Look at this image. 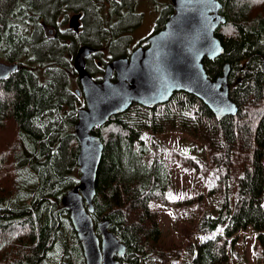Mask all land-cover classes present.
I'll list each match as a JSON object with an SVG mask.
<instances>
[{"label": "trees", "instance_id": "16d2710c", "mask_svg": "<svg viewBox=\"0 0 264 264\" xmlns=\"http://www.w3.org/2000/svg\"><path fill=\"white\" fill-rule=\"evenodd\" d=\"M218 1L226 23L216 36L224 53L204 67L214 80L229 64V98L237 114L218 120L199 99L176 93L152 109L133 105L93 131L104 151L91 217L95 227L107 221L125 245L119 264H147L163 254L151 203L168 199L171 173L144 134L167 128L202 141L209 156L205 169L220 191L215 214L198 203V239L192 234L186 241L188 264H226L236 235L248 227L264 250V9L251 17L246 0ZM143 2L157 15L153 33L161 31L172 14L170 0H0V62L19 66L0 80V132L9 123L16 138L11 162L0 161L6 185L0 190V264H85L61 204L80 178L74 126L83 100L74 93L72 60L78 47L93 48L86 71L99 80L103 68L94 60L129 57ZM74 14L81 15L77 34L66 28ZM177 251L169 250L167 264Z\"/></svg>", "mask_w": 264, "mask_h": 264}, {"label": "water", "instance_id": "95a60500", "mask_svg": "<svg viewBox=\"0 0 264 264\" xmlns=\"http://www.w3.org/2000/svg\"><path fill=\"white\" fill-rule=\"evenodd\" d=\"M172 14L164 28L147 39V48L134 49L129 57L118 58L106 66L100 82L87 73L85 60L95 50L81 46L73 59V68L82 86L86 107L78 111L74 134L79 144L77 166L79 184L61 199L81 246L85 264H119L116 258L126 247L109 231V223L94 226L91 214L96 195L95 183L104 146L93 135L113 116L124 114L133 105L147 109L167 103L174 94L184 93L199 99L218 120L234 117L237 106L229 98V64L222 75L208 78L204 61H214L224 53L216 36L226 23L218 0H170ZM80 14L69 19L75 33ZM43 27L44 24L42 25ZM49 35L53 31L48 32ZM15 71L17 64L0 62V80ZM116 80L113 81V76ZM78 93V92H77Z\"/></svg>", "mask_w": 264, "mask_h": 264}, {"label": "rangeland", "instance_id": "374dc122", "mask_svg": "<svg viewBox=\"0 0 264 264\" xmlns=\"http://www.w3.org/2000/svg\"><path fill=\"white\" fill-rule=\"evenodd\" d=\"M159 5L165 0H154ZM251 5L249 15L258 16L264 9V0H246ZM142 13V23L132 34L133 45L139 43L145 37L154 32V24L157 18L152 4L143 2L138 9ZM4 63V61H1ZM6 63V62H5ZM7 64V63H6ZM11 125L8 123L4 132H0V161L9 159L11 162L13 150L11 143L16 141L12 134ZM147 144L154 155H159L170 169V196L166 201L151 203V208L158 215V223L161 228V248L159 260H153L147 264H167L164 259L170 249L182 248L178 258H174L169 264H188L189 254L186 249V241L196 236L197 222L199 219L198 203H202L205 209L214 214L217 211L220 191H217V183L211 177L208 165L209 156L199 138L178 129H163L161 133L144 134ZM191 161L202 163V168L195 169ZM191 164V165H190ZM5 181L0 179V190L4 191ZM233 192H236V182H232ZM264 208V197H263ZM187 230L184 235V231ZM229 255L226 264H264V250L255 238L252 227L239 232L236 235V244Z\"/></svg>", "mask_w": 264, "mask_h": 264}, {"label": "flooded vegetation", "instance_id": "af4514ba", "mask_svg": "<svg viewBox=\"0 0 264 264\" xmlns=\"http://www.w3.org/2000/svg\"><path fill=\"white\" fill-rule=\"evenodd\" d=\"M71 16H73V15H71ZM71 16H69V17L67 18V21H66V28L69 29V30H71V29L69 28V19H70ZM80 20H81V17H80V19H79V22H80ZM80 25H81V22H80ZM79 29H80V26H79ZM153 30H154V29H153ZM71 31H72L73 33H75L73 30H71ZM78 32H79V30H78ZM78 32H77V33H78ZM77 33H75V34H77ZM152 34H154V33H152ZM152 34H150V35H152ZM150 35H149L148 37H145L144 39L141 40V41H144V42H139V43L133 45V46H132V50H131V52H132L134 49L138 48V47L147 48V47H148L147 39L150 37ZM134 46H135V47H134ZM79 48H80V47H78V48L76 49V52H77V50H78ZM76 52H75V54H76ZM131 52H130V53H131ZM75 54H74V56H73V59H74V57H75ZM93 54H94V53H93ZM93 54H91V55H93ZM91 55L88 56V57L86 58V60H85V68H86V64H87L89 58L91 57ZM116 59H118V58H114V59H112V60H110V61H106L105 64H102V63H100V62L94 60V62L97 64V66L100 67V68H103V70H102V75L100 76V79H99V80L97 79L98 81L95 80L93 77H92V79H93L95 82H100L101 79H102V77H103V74H104V72H105L106 66H107L108 64L112 63L113 61H115ZM72 61H73V60H72ZM72 66H73V62H72ZM73 70H74V68H73ZM74 72H75V71H74ZM75 73H76V72H75ZM76 78H77L76 80H77V84H78V85H77V87L74 89V93L76 94L77 97L81 98V101L83 100L82 107L78 109V111H79L80 109L85 108V107H86V104H85V100H84V96H83L82 86H81V84H79V79H78V75H77V73H76ZM112 80H113V81L116 80V76H115V75L113 76ZM77 92H78V93H77ZM77 113H78V112H77ZM94 130H95V129H94Z\"/></svg>", "mask_w": 264, "mask_h": 264}]
</instances>
